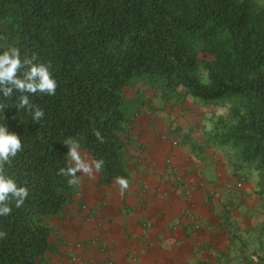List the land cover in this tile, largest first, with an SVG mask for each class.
<instances>
[{
    "label": "trees",
    "instance_id": "16d2710c",
    "mask_svg": "<svg viewBox=\"0 0 264 264\" xmlns=\"http://www.w3.org/2000/svg\"><path fill=\"white\" fill-rule=\"evenodd\" d=\"M10 47L49 64L58 87L54 96L32 97L45 113L39 122L11 106L15 97L0 112L24 144L8 174L29 190L20 208L0 217L7 234L0 264H50L46 219L78 193L58 174L68 164L64 140L77 139L82 152L105 161L102 185L129 178L125 137L144 99L126 90L140 84L166 99L178 92V101L228 104L209 140L232 144L258 170L264 194V5L257 0H0V53Z\"/></svg>",
    "mask_w": 264,
    "mask_h": 264
},
{
    "label": "crops",
    "instance_id": "0c3cea01",
    "mask_svg": "<svg viewBox=\"0 0 264 264\" xmlns=\"http://www.w3.org/2000/svg\"><path fill=\"white\" fill-rule=\"evenodd\" d=\"M164 104H147L125 137L123 194L115 181L102 185L99 172L83 175L72 202L46 219L50 264H253V255L264 264V241L256 240L264 231L252 223L248 231L264 203L259 172L232 144L209 140L227 112Z\"/></svg>",
    "mask_w": 264,
    "mask_h": 264
},
{
    "label": "clouds",
    "instance_id": "9594fccd",
    "mask_svg": "<svg viewBox=\"0 0 264 264\" xmlns=\"http://www.w3.org/2000/svg\"><path fill=\"white\" fill-rule=\"evenodd\" d=\"M57 81L50 70V65L37 61L35 55L31 58L21 57L20 50L10 47L0 53V112L9 105L4 101L14 98L13 104L18 112L23 111L35 122L43 119L44 111L33 104L32 97L35 95L54 96L57 91ZM19 96L16 97V94ZM97 140L103 142L99 131H94ZM68 147L66 158L67 167L60 168L58 174L67 178L69 186H78L81 176L87 175L91 180L95 173L101 172L105 166L103 159L89 160L81 150V144L75 138L63 141ZM24 150L22 138L10 132L6 123L0 122V217H7L12 212V205L20 208L29 198V190L26 186L18 184L15 178L10 176L7 167ZM79 174V175H78ZM116 184L119 185L123 194L130 185L128 178L117 176ZM7 234L0 231V239L6 238ZM253 264H259L258 257H250Z\"/></svg>",
    "mask_w": 264,
    "mask_h": 264
},
{
    "label": "rangeland",
    "instance_id": "374dc122",
    "mask_svg": "<svg viewBox=\"0 0 264 264\" xmlns=\"http://www.w3.org/2000/svg\"><path fill=\"white\" fill-rule=\"evenodd\" d=\"M257 2H258V5H260V6L264 5V0H257ZM180 91H183V90H180ZM178 94H179L178 92L170 93V95L168 96L169 98L166 99V98H163L162 91L160 89H157L156 87H152L150 85H142V84L137 86V90H133V89H129V88L126 90V95L128 96V98H133V97H135L137 95L139 97L141 96V98L145 99V101H147V97L150 99L149 102H146V103L144 102V104L142 105V110L143 109L144 110L147 109V107H145V106H148L147 104H150V103L153 106L160 105L161 106L160 110H162V107H164V105H165L164 102H172V101L176 102L177 98H178ZM151 99H152V101H151ZM183 100H186V102L195 101V102H197L199 104L202 103V101L199 98H196V97H193V96H190V95L184 97ZM155 103H157V104L155 105ZM209 105H210L209 106V109H210L212 107V104H209ZM217 107H218L217 110H220L221 112H224V111L227 112L228 109H229V105L228 104L219 105ZM157 109H159V108H157ZM157 109L154 108L152 110V112L153 113H157V112H155V111H157ZM223 115H226V113L223 114ZM216 117H218V116H216ZM213 121L214 120H211V119H210L209 122L206 121L208 127L213 125ZM153 125H155V123ZM234 151H236L235 148H234ZM258 206L261 207V208L259 210H258V208L255 209L257 211V214L255 215V220L252 221L253 213L249 216V223H248L249 228H248V231H250L251 223H252L253 227H256L257 229H262V231H264V203L263 204L260 203V205H258ZM254 232H251V235H248L247 238L251 239L252 238V234H254ZM237 235H239V234H237ZM257 235H258V237L256 238V240L262 239V241H264V233H262L261 235H259L257 233ZM241 236L243 238H245L244 234H241ZM263 254H264V250H263Z\"/></svg>",
    "mask_w": 264,
    "mask_h": 264
}]
</instances>
